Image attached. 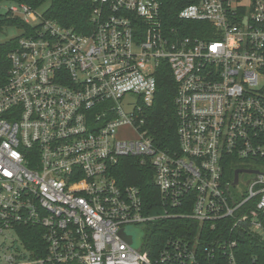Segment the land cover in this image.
I'll return each instance as SVG.
<instances>
[{"label":"built area","instance_id":"2783aa9c","mask_svg":"<svg viewBox=\"0 0 264 264\" xmlns=\"http://www.w3.org/2000/svg\"><path fill=\"white\" fill-rule=\"evenodd\" d=\"M74 1L90 10L81 30L9 8L29 28L0 82V264H241V237L264 241V0ZM164 64L174 150L144 130ZM131 157L154 170L151 209L118 177ZM168 219L189 224L154 247Z\"/></svg>","mask_w":264,"mask_h":264},{"label":"trees","instance_id":"16d2710c","mask_svg":"<svg viewBox=\"0 0 264 264\" xmlns=\"http://www.w3.org/2000/svg\"><path fill=\"white\" fill-rule=\"evenodd\" d=\"M2 2L26 4L31 9L37 10L46 7L45 15L57 20L65 27H74L81 30L82 24H89V6L74 0H0ZM175 12L172 13V16ZM13 26L19 29L29 28L20 16L13 15L9 10L0 14V31L5 27ZM19 36L4 43H0V82H5L10 69L9 54L16 48ZM158 89L151 108L147 111L144 130L152 136L159 148L177 149V108L175 97L177 83L169 65L164 64L157 71ZM118 177L124 184L136 185L141 190L143 203L152 208L159 203L160 192L155 184L154 170L147 164H142L137 158H125L117 169ZM189 224L188 220L168 219L154 223L150 233V241L155 247L163 243L169 236L176 234L174 227ZM43 231L39 228L25 227L19 229V234L29 245V240H40ZM30 247V246H29ZM237 257L241 264H264V241L252 234H244L240 239ZM78 264V263H58Z\"/></svg>","mask_w":264,"mask_h":264},{"label":"rangeland","instance_id":"374dc122","mask_svg":"<svg viewBox=\"0 0 264 264\" xmlns=\"http://www.w3.org/2000/svg\"><path fill=\"white\" fill-rule=\"evenodd\" d=\"M13 3H9V2H2L0 3V14H5L10 6ZM46 7H42L40 9H37L38 13H43L45 11ZM22 34V30L17 28V27H13V26H8L5 27L2 31H0V43H4L6 41H9L15 37H18ZM130 105H127L126 108L130 109ZM118 137L121 140H126V139H131V138H136L137 137V133L135 130H133L130 127H124L121 128L118 134ZM159 212H162V210H159ZM130 232H132L135 235V239H136V246H139L141 241H142V237H143V231L140 227L138 226H131L130 227Z\"/></svg>","mask_w":264,"mask_h":264},{"label":"water","instance_id":"95a60500","mask_svg":"<svg viewBox=\"0 0 264 264\" xmlns=\"http://www.w3.org/2000/svg\"><path fill=\"white\" fill-rule=\"evenodd\" d=\"M238 173H239V171L236 172V181H237ZM121 234L123 235L124 238H127L128 240H130V242L133 241V235L132 234L127 233L125 230H123L121 232Z\"/></svg>","mask_w":264,"mask_h":264}]
</instances>
